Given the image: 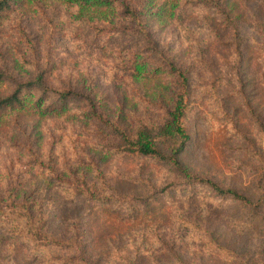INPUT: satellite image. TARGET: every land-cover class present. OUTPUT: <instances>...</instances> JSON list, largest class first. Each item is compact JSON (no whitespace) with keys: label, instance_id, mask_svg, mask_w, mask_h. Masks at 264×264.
Listing matches in <instances>:
<instances>
[{"label":"rangeland","instance_id":"rangeland-1","mask_svg":"<svg viewBox=\"0 0 264 264\" xmlns=\"http://www.w3.org/2000/svg\"><path fill=\"white\" fill-rule=\"evenodd\" d=\"M109 3L116 26L65 0H23L0 17V97L38 78L47 89L43 113L30 106L0 125V196L11 203L0 264H264V0ZM126 8L144 33L121 21ZM174 70L188 80L182 146L158 135ZM116 123L130 135L148 127L162 154L250 203L124 151ZM17 202L67 246L29 239Z\"/></svg>","mask_w":264,"mask_h":264},{"label":"trees","instance_id":"trees-1","mask_svg":"<svg viewBox=\"0 0 264 264\" xmlns=\"http://www.w3.org/2000/svg\"><path fill=\"white\" fill-rule=\"evenodd\" d=\"M22 2L23 0H0V17H2V15L9 14L12 10H14L17 4H21ZM65 2L71 4L72 6H77L81 10V13L89 11L90 9L93 11L98 10L104 15L103 18L105 19V22L112 24L113 26H116L117 24L113 19H109V16L111 15V10L109 9V0H65ZM124 10V19H122L121 21L123 23H129L132 25V27H135L133 34L139 35L144 33L143 30L145 29L144 23L141 20L142 18L139 17L133 10H130L128 8ZM167 10L168 8L166 7V5H164L163 8L160 10V14H162L164 18L166 17L164 15ZM119 23L120 21H118V24ZM123 35L125 34H122L121 36ZM174 71L176 73V77L179 80V84L177 86L178 91L174 96L172 108L170 111H168V119L166 120L164 125L160 127L158 135L178 137L182 140V146V144H184L189 138L185 128L182 125V120L185 116L187 108L186 97L188 95V80L182 72H178L177 70ZM32 88L41 90V96L37 99L29 97V92ZM24 90L28 91H26V93L24 94ZM46 90V87H44L41 82V78H38L37 80H35V82L24 84L17 83L15 89L10 94L0 97V125L6 121L8 115H18L19 113L27 111L30 106L32 109L35 107L40 113H43L46 109L42 107V95L45 93ZM70 94L72 93L69 91L65 93H59V97L61 98L60 101L64 103V101L67 99L68 96H70ZM110 128L112 129V135L118 137L120 141L124 144V151L136 153L138 155L143 156H156L168 161L170 160L172 164L179 170L180 174H182L186 178V181H206L211 184V186H213L214 190L217 193H227L230 194L234 199H237L243 203H250L247 197L238 193L235 190L222 189L210 179H200L198 177H195L194 175H191L180 165L179 161L177 160V157H175V154L174 156L168 157L162 154L156 148L152 131L148 127L143 126L138 128L133 135H130L124 127H121L117 123L116 125H111ZM173 152L177 154L178 151L176 150ZM9 204L11 203H8L4 196H0V220L5 219L9 216L10 213H7V210L11 207V205ZM12 204L14 205L15 202H13ZM257 205L261 206L264 216V198L259 199L257 201ZM17 206L18 209L21 210L19 212H21L23 218L27 220V224L26 227L23 229V232L29 239H33V241L36 242L40 241L42 245L44 244L61 247L67 246L66 244L68 243L64 244L62 242H59L43 231L41 225L36 222V218L31 212V206H27L26 204L18 205V202Z\"/></svg>","mask_w":264,"mask_h":264}]
</instances>
